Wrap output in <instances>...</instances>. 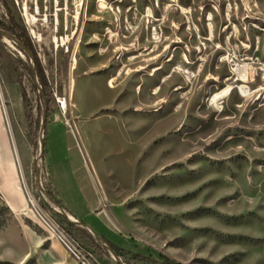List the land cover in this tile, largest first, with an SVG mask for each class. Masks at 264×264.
Instances as JSON below:
<instances>
[{
    "label": "rangeland",
    "instance_id": "374dc122",
    "mask_svg": "<svg viewBox=\"0 0 264 264\" xmlns=\"http://www.w3.org/2000/svg\"><path fill=\"white\" fill-rule=\"evenodd\" d=\"M100 2L0 0L46 77L0 33V264H40L58 233L88 264H119L56 203L95 200L96 184L135 232L121 236L147 238L119 248L126 264H264V0Z\"/></svg>",
    "mask_w": 264,
    "mask_h": 264
},
{
    "label": "crops",
    "instance_id": "0c3cea01",
    "mask_svg": "<svg viewBox=\"0 0 264 264\" xmlns=\"http://www.w3.org/2000/svg\"><path fill=\"white\" fill-rule=\"evenodd\" d=\"M4 124L7 131L8 142L10 150L13 152V165L17 174L19 175L18 169V160L15 157L12 139L10 132L7 128L6 124V115L5 110L3 112ZM13 127V126H12ZM13 129V128H12ZM14 131V129H13ZM0 132L2 134L5 133L4 128L0 125ZM15 134V131H14ZM16 141L18 143V147L20 148L18 138L15 134ZM10 159V153L5 143H0V166L4 165ZM19 160L22 162V152L20 148ZM24 169V168H23ZM97 199L89 200L83 191L80 189H74L73 195H67L64 197L65 202L63 205L66 207L65 209L77 220L86 224V229L90 231V229L94 230L100 237L106 240L108 243L111 242L117 248L128 249L130 251L141 252L140 249L144 247L142 241H147V238L140 234L139 237H135L133 240L128 236H121V232L126 231L127 234H134V230L129 225V222L120 221L116 217H114V213L112 211H108L104 207L103 196L100 187L95 185ZM76 191V192H75ZM14 200V198L12 199ZM14 202H16L14 200ZM122 229V230H121ZM138 241V242H137ZM141 241V242H140ZM100 243V242H99ZM101 244V243H100ZM102 245V244H101ZM146 253L147 250H144ZM143 253V251H142ZM40 264H77V259L68 251V249L64 246V244L56 237L52 238L49 245L46 246L44 254L40 259Z\"/></svg>",
    "mask_w": 264,
    "mask_h": 264
},
{
    "label": "water",
    "instance_id": "95a60500",
    "mask_svg": "<svg viewBox=\"0 0 264 264\" xmlns=\"http://www.w3.org/2000/svg\"><path fill=\"white\" fill-rule=\"evenodd\" d=\"M0 33L9 38V39H12L17 45H19L21 48H23L29 55L31 61L33 62V68H34V77L35 79H37V66H36V63H35V59H34V56L33 54L31 53L30 51V48L28 46H26V44L18 38L17 35H15L14 33L12 32H9V31H5L3 30L2 28H0ZM46 121V104H45V108L43 110V116H42V126H41V130L44 131L45 127H44V123ZM40 142H41V151H40V155H39V159H43L44 157V140H43V137L41 136L40 138ZM36 174H37V178H38V181H39V184H40V168L37 166L36 168ZM44 191V190H42ZM46 193V192H45ZM47 196L49 197L50 200H53L51 194L49 193H46ZM57 203V202H56ZM57 205L59 206L61 212L65 215V217L70 221V222H73L77 225H81V226H84L86 227V224L77 220L76 218H74L73 216H71L64 207H62L60 204L57 203ZM90 232L92 233L93 236H95L98 241L107 249V251L116 259V261L119 263V264H126L121 256L112 248V246L106 241L104 240L102 237H100L94 230L90 229Z\"/></svg>",
    "mask_w": 264,
    "mask_h": 264
},
{
    "label": "bare ground",
    "instance_id": "6f19581e",
    "mask_svg": "<svg viewBox=\"0 0 264 264\" xmlns=\"http://www.w3.org/2000/svg\"><path fill=\"white\" fill-rule=\"evenodd\" d=\"M100 1L101 2L99 4L104 9L105 8V3L103 2V0H100ZM76 64H77V60L73 56L72 59H71V66H70L71 71L75 68ZM237 70L241 73V76L244 78L245 77V69L238 67ZM70 81H71L70 83L73 84L72 83L73 82V78H71ZM231 89H232V87L230 85H228L227 87L223 88L222 90L214 93L213 96H212V99H211L212 103L213 102H217L218 100H220V99L224 98L225 96H227L231 92ZM0 98H1L2 101H4V99H5V96H4V94H3V92L1 90H0ZM5 114H6V117L8 119L9 115H8V112H7L6 108H5ZM7 125H8V129H9V132H10V135H11V139H12L14 154H15L16 159L18 160L19 173L21 174L22 179H23V181H22V183L24 185L23 190H24L26 196L28 197L29 201L34 204V201H33L32 197H31V195H30V193H29V191H28V189L26 187V183H25V180H24L23 165H22V162L19 160V149H18L16 138L14 136L13 131L11 130L10 124H7Z\"/></svg>",
    "mask_w": 264,
    "mask_h": 264
},
{
    "label": "trees",
    "instance_id": "16d2710c",
    "mask_svg": "<svg viewBox=\"0 0 264 264\" xmlns=\"http://www.w3.org/2000/svg\"><path fill=\"white\" fill-rule=\"evenodd\" d=\"M0 27L3 28V29L6 30V31L8 30L9 32L14 33L15 35L18 36L19 39H21V40L23 41L22 35L19 34V33H17V32L14 30L13 27L8 26V25L5 24L2 20H0ZM23 42L26 44V46H28V47L32 50V47H31V45H30L29 43H26L25 41H23ZM32 53H33V56H34L35 62H36V64H37V71H38V76H39L40 82H41L42 86H45V85H46V77H45L44 71H43V69H42L41 63H40V61H39V59H38L36 53L33 52V50H32ZM57 203L60 204L62 207L66 208V207L63 205V203H62L61 201H57ZM68 224H70L71 226H74V225H75L73 222H70V221L68 222ZM81 227H82L85 231H87V229H86L84 226H81ZM89 235H90L89 237H90L92 240H94L96 243L100 244L99 241H98V239H97L95 236H93L92 234H89ZM109 244L112 246V248H113L117 253L119 252L120 249L117 248V247H115L113 243L109 242Z\"/></svg>",
    "mask_w": 264,
    "mask_h": 264
},
{
    "label": "built area",
    "instance_id": "2783aa9c",
    "mask_svg": "<svg viewBox=\"0 0 264 264\" xmlns=\"http://www.w3.org/2000/svg\"><path fill=\"white\" fill-rule=\"evenodd\" d=\"M46 224L48 225V227L53 231V233H58L57 229L50 224L47 220H46ZM58 238L61 240V242L66 246V248H68V250L73 254V256L77 259L80 260L83 264H88L87 263V259L85 258V256L83 255V253L81 252V250H79L72 242H70L64 234L62 233H58Z\"/></svg>",
    "mask_w": 264,
    "mask_h": 264
},
{
    "label": "flooded vegetation",
    "instance_id": "af4514ba",
    "mask_svg": "<svg viewBox=\"0 0 264 264\" xmlns=\"http://www.w3.org/2000/svg\"><path fill=\"white\" fill-rule=\"evenodd\" d=\"M1 28V27H0ZM3 29V28H2ZM4 30V29H3ZM6 31V30H5Z\"/></svg>",
    "mask_w": 264,
    "mask_h": 264
}]
</instances>
